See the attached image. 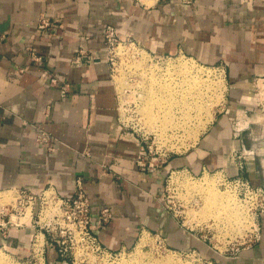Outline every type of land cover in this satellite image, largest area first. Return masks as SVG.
Instances as JSON below:
<instances>
[{
  "label": "crops",
  "instance_id": "1",
  "mask_svg": "<svg viewBox=\"0 0 264 264\" xmlns=\"http://www.w3.org/2000/svg\"><path fill=\"white\" fill-rule=\"evenodd\" d=\"M42 19L50 26L39 30ZM108 25L120 40L137 42L150 55H183L225 74L226 101L216 127L185 154L171 156L162 172L137 164L141 146L121 124L104 39ZM86 37L96 61L77 65ZM31 52L43 62L34 63ZM55 77L68 85L66 97L51 83ZM262 77L263 0H158L150 8L134 0H0V192L53 186L69 197L80 179L93 209L112 211L107 225L95 219L92 226L104 249L126 253L145 233L164 232L175 248L198 250L196 237L161 207L163 178L179 169L205 173L229 164L226 155L240 150L243 140L233 134L222 141L218 134L236 108L252 111L255 80ZM260 116L251 123L264 125ZM42 132L51 134L48 144L38 142ZM258 168L247 165L242 175L264 186ZM260 226L261 240L236 259H213L264 264V216ZM29 235L10 230L6 239L0 235V246L26 259ZM51 259L48 264H61Z\"/></svg>",
  "mask_w": 264,
  "mask_h": 264
},
{
  "label": "rangeland",
  "instance_id": "2",
  "mask_svg": "<svg viewBox=\"0 0 264 264\" xmlns=\"http://www.w3.org/2000/svg\"><path fill=\"white\" fill-rule=\"evenodd\" d=\"M155 1L158 0H134L135 3L140 4L145 8L153 7ZM251 1L252 0H248V2ZM226 25V27L228 28V25L231 24ZM108 26L113 27L112 25ZM117 36L118 43L121 44L116 45L113 53L114 65L109 64V66L111 69L117 98L119 100L118 104L120 117L122 122L129 127H125L129 133H134V130L136 131V134L131 136H134L137 140H141L142 138H144L147 142L146 146L152 147L151 152L148 150L145 151L146 160L144 162L145 166L143 168H149L154 171L162 172V167L171 156H180L185 154L188 150H191L193 147L197 146L198 142L202 138H206L209 133L212 132L213 128L216 127L217 120L220 116L219 112L222 110L226 101L225 94L227 90V83L225 81V74L223 70L221 68H218L217 66L205 65L183 55L166 58H160L150 55L145 52L137 42L120 40L118 31ZM137 61H143L145 65V70L142 71V74L141 71H137L136 69H133L131 67L134 65L133 63ZM184 62L188 63V66H190L189 69L192 68L191 70H193V73H196V70L198 69L196 73L198 77L207 80V76H209L208 78L210 79H208L209 81H207L208 83H213L214 86H216L218 94H221L219 95V99H221L219 100V102H221L215 109L214 119L210 124L207 125L205 129L201 130L197 128L198 132L196 131V134H193L195 130H178L179 132L177 133L175 132V129H167L165 136L164 134H160L162 132L158 129H155L149 122V119H145L140 112V87L144 85L145 80L149 79L151 75H153L152 77L155 76V78L157 79H160L161 77L162 82L164 81L162 79H166L164 82H168V76H170V74H175V68L173 69V67L179 65V63ZM151 68L156 69H152L153 74H150L149 76L148 73H151ZM202 72H204V74ZM146 73L148 74V76L146 75ZM263 78L264 77L255 80V87L253 88L254 90L252 91V93L254 99L256 100L253 102L254 107L251 108L252 111L250 110L249 112H245L244 108H236L230 115L231 117L229 119L227 129H223L224 132L222 134H218V136L223 139L222 141H229L230 138H232L233 134L240 136L243 140V145L240 150L239 148H237V150H239V152L243 154V157L246 158L245 162H247L246 164L248 166L256 164V166L259 167L258 169L261 173L260 176L264 178L262 172V162H264V143H262L259 151H257L256 147L260 142L264 141V125L251 123L253 115L256 114H262V116H260V120L264 119V111L258 101L260 99L259 97L261 96L260 81ZM246 118L247 120H250L248 122L249 124L247 123L248 125L242 126L241 124L243 123V121H245ZM131 128H133L134 130H132ZM172 131L174 132L172 133ZM142 134H144L145 137ZM154 136L157 138L154 139ZM258 154L261 156V159L263 160L262 162L261 159L256 156ZM226 157L228 158L229 166L227 165L224 169L213 170L212 172L205 173H192L186 169H179L174 172L171 171L163 178V189L160 194L161 207L165 212H168L172 216H174L176 221L179 222L180 226L187 229L196 237L195 239L200 244L197 246V249L199 248L198 250H194L192 248H175V246H173L168 236L164 234V232L145 233L143 237H140V239L144 238L146 240V243L144 245H141V247V240H139L136 247L126 253L119 254L111 252L112 254L110 255L109 253L98 252L96 254L88 255V258L85 262L81 263L79 261L77 264H128V262L129 264H131L135 260V257L140 256V254L146 257L147 260L151 259L150 261L158 262L157 264H164V262L168 259H170L169 261L171 262V264H218L213 259L214 255L221 254L220 256L222 257H230L229 255L224 256L222 254L225 252L226 247L221 241V237L222 240L226 237H230L231 239L243 237L247 229H249L248 226L251 225V221L246 215V208L237 198L234 189L225 182V177H234L237 172L236 162L233 160L231 151L226 155ZM187 186H192V189L188 188ZM260 187L264 188V186ZM205 190L206 193H204L206 195L203 193V191ZM200 191L202 193H200ZM214 193H220L221 195L225 194L227 198L231 196L230 199H234L235 201H237V203L239 202V219L241 217L242 220L240 221H243L240 229L245 231H243L242 233L243 236H234V234L237 233V231H234L235 228L231 230L228 226H226L224 221H218L217 219L213 218L211 215V211H202L206 203L205 199L203 200V197L205 198L208 195L211 196ZM243 216L244 218H242ZM236 223L238 224V222H235V225ZM238 226L240 227V225ZM244 226L246 227V230L243 228ZM26 231L29 232L30 242H32V230L29 229ZM0 255L4 256L11 264H26L27 261V259H18L10 252H5L4 250H0ZM131 255H134L135 257ZM210 255H212V257ZM52 256L53 254L51 252H48V257L50 258L48 260V263L53 260L51 259ZM130 257L133 261L130 259ZM71 259L74 260V257H72ZM68 263L73 264V262Z\"/></svg>",
  "mask_w": 264,
  "mask_h": 264
},
{
  "label": "built area",
  "instance_id": "3",
  "mask_svg": "<svg viewBox=\"0 0 264 264\" xmlns=\"http://www.w3.org/2000/svg\"><path fill=\"white\" fill-rule=\"evenodd\" d=\"M49 26L50 21L42 19L39 30H44ZM104 38L108 63L114 65L113 53L116 45L121 44L118 43L116 29L111 26L106 27ZM88 41L87 37L83 38L79 55L75 61L77 65L92 64L96 61L95 56L87 47ZM31 57L34 63L43 62V57L35 52H31ZM51 83L60 87L62 97L68 95V85L56 77L51 80ZM260 86L261 96L258 101L264 111V78L261 79ZM121 124L124 128H129L122 120ZM133 134H136L135 130ZM50 138L51 134L42 132L38 135V142L48 144ZM156 138L154 136V139ZM138 142L141 150L136 162L144 167L145 151L151 152L152 147L146 146L147 142L144 138L138 139ZM232 157L236 162L237 172L234 177H225V182L234 189L251 221L243 237L235 239L226 237L223 240L221 237L226 247L222 254L230 256L227 258L236 259L243 249L261 240L259 219L264 216V188L252 185L243 177L242 173L246 169L247 162L239 150L234 149ZM13 191L15 192L14 201L8 204L0 203V235L2 239H6L10 230H32L33 238L28 248L29 256L26 258V264H48V252H51L60 263L73 262V264L79 261L85 262L90 254L98 252L112 254L101 246L92 229L95 219L100 226L107 225L113 219L112 211L107 207L93 209L92 199L86 192L82 180L77 181L76 188L69 197L61 196L53 186L38 191L28 188ZM5 248V245H1L0 250L6 252ZM72 257L74 260L71 259Z\"/></svg>",
  "mask_w": 264,
  "mask_h": 264
},
{
  "label": "bare ground",
  "instance_id": "4",
  "mask_svg": "<svg viewBox=\"0 0 264 264\" xmlns=\"http://www.w3.org/2000/svg\"><path fill=\"white\" fill-rule=\"evenodd\" d=\"M133 64H132L133 66L131 67L133 69H136L137 71H141V74H142V71L145 70L144 69L145 65L143 61H137V62H134ZM174 68H175L174 70L175 74L173 75L170 74V76H168V79H167L168 82H164L166 79H162L164 80L162 82L161 77L160 79H157L155 78V76L152 77L153 75L150 76V74H153L152 71L156 69V68H151V73H148L150 76L149 79H146L144 85L142 84L143 86L141 85L142 87H140L141 92H139L140 94L139 100H140L141 106L139 109L142 115L144 116V118L147 120L149 119V122L152 124V126L155 129H158L159 131L162 132L160 134L165 135L167 129L168 130L175 129L176 130L175 132L177 133L179 131H187V130L194 131L195 130L193 134H196V131L198 132L197 128L201 130L205 129L207 125L210 124L211 121L214 119L215 109L221 102V101L219 102V100H221L219 99L220 97L219 95L221 94H218L217 88L216 86H214L213 83H210V82L208 83L209 81L208 79H210L208 78L209 76H207L208 81L202 79L201 77H198V75L196 74L198 69L196 70V73L195 72L193 73L192 72L193 70H191L192 68L189 69L190 66H188V63H185V62L179 63V65L173 67V69ZM202 73L204 74V72ZM148 74L146 73L147 76ZM249 121L250 120H247L246 118L245 121H243L241 125L248 123ZM157 123L160 125H158ZM173 132L174 131H172V133ZM187 187L192 189V186L191 187L187 186ZM204 192L206 193V190L203 191V193ZM200 193L202 192L200 191ZM229 195H230V192H229ZM230 198L231 196L227 198L225 194L221 195L220 193H214L211 196L208 195L205 198L203 197V200L205 199L206 203L204 202L205 207L202 209V211L203 210H205V212L211 211V215L213 218L217 219L218 221H224L226 226H228L229 229L231 230L235 228L234 231H237V233L236 234L233 233L234 236L242 235L244 230L240 229L243 221L242 222L240 221L242 220L241 217L239 219V215H240L239 214L240 207L238 204L239 202L237 203V201H235L234 199H230ZM14 199H15V192L13 190L0 192V203L1 204L11 203L12 201H14ZM201 216H204V215H201ZM242 218H244V216ZM235 222H238V224L236 223L235 225ZM238 225H240V227ZM243 228L245 229L246 227L244 226ZM145 243H146V240L142 238L140 241V247L141 245H144ZM131 256H134V255H131ZM150 260H147L146 257L140 254V256L135 257L134 261L132 260L133 262L131 261L132 262L131 264H157L158 263L156 261H150ZM169 260L170 259H168L165 262L163 261L164 264H171ZM0 264H11V263H9V261L4 256L0 255Z\"/></svg>",
  "mask_w": 264,
  "mask_h": 264
},
{
  "label": "water",
  "instance_id": "5",
  "mask_svg": "<svg viewBox=\"0 0 264 264\" xmlns=\"http://www.w3.org/2000/svg\"><path fill=\"white\" fill-rule=\"evenodd\" d=\"M257 157H259L260 159H261V156L258 154V155H256ZM261 162H262V159H261ZM262 172H263V176H264V164H263V162H262ZM61 264H68V263H61Z\"/></svg>",
  "mask_w": 264,
  "mask_h": 264
}]
</instances>
